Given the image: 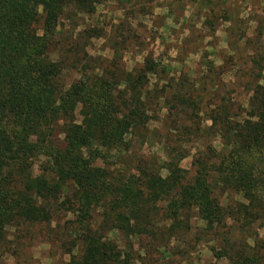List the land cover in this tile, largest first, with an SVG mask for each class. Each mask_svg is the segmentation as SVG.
<instances>
[{
  "label": "trees",
  "instance_id": "obj_1",
  "mask_svg": "<svg viewBox=\"0 0 264 264\" xmlns=\"http://www.w3.org/2000/svg\"><path fill=\"white\" fill-rule=\"evenodd\" d=\"M106 1L0 0V254L39 239L60 255L52 264H173L195 246L264 264V47L244 43L255 72L245 104L214 95L203 109L219 87L212 64L196 80L169 78L151 57L80 65L88 53L72 34L62 41V21ZM159 116L166 159L140 161L130 139Z\"/></svg>",
  "mask_w": 264,
  "mask_h": 264
},
{
  "label": "rangeland",
  "instance_id": "obj_2",
  "mask_svg": "<svg viewBox=\"0 0 264 264\" xmlns=\"http://www.w3.org/2000/svg\"><path fill=\"white\" fill-rule=\"evenodd\" d=\"M66 16L62 21V41L72 34L71 39L76 37L83 45L88 59L80 65L88 72L111 69L114 64L129 70L144 57H151L161 63L169 78H180L187 72L189 79L196 80L205 71L206 63L212 64L216 72L221 71L215 74L219 87L204 96L203 109L212 107L214 95L234 106L245 104L247 87L254 81L255 72L248 60L254 50L249 52L244 43L264 47V0H107L91 14H78L69 8ZM35 27L39 32L40 25ZM88 27L93 36H86L83 31ZM76 68L66 73V82L72 79ZM148 126L141 133L143 139L137 134L131 137L130 151L143 162L151 158L165 161L157 138L166 125L159 116ZM190 162L188 156L179 166L191 175ZM188 239L194 243L193 236ZM39 241L25 242L18 257L3 251L0 264H52L61 259L60 255L51 258L50 253H57ZM134 242L137 246L144 241ZM203 247L195 246L188 255H172L173 264H225Z\"/></svg>",
  "mask_w": 264,
  "mask_h": 264
}]
</instances>
